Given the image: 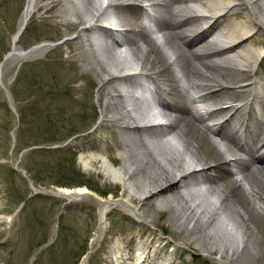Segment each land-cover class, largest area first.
I'll use <instances>...</instances> for the list:
<instances>
[{
    "label": "bare ground",
    "instance_id": "1",
    "mask_svg": "<svg viewBox=\"0 0 264 264\" xmlns=\"http://www.w3.org/2000/svg\"><path fill=\"white\" fill-rule=\"evenodd\" d=\"M39 9H54L64 31L75 26L59 50L73 52L107 97L103 150L109 179L122 187L100 201L98 227L108 208L139 216L163 210L180 244L218 252L222 264H264V0H25L9 56ZM53 192L69 198L89 190ZM140 237L128 245V262L160 264L165 244L153 249Z\"/></svg>",
    "mask_w": 264,
    "mask_h": 264
},
{
    "label": "rangeland",
    "instance_id": "2",
    "mask_svg": "<svg viewBox=\"0 0 264 264\" xmlns=\"http://www.w3.org/2000/svg\"><path fill=\"white\" fill-rule=\"evenodd\" d=\"M24 3L0 0V264H110L111 257L130 264L128 245L140 236L150 238L153 249L165 244L159 254L175 264H222L218 252L180 244L163 210L139 216L108 208L98 227L100 201L113 197L109 188L122 187L109 179V149L103 150L109 147V126L100 124L108 123L101 117L107 97L73 52L68 57L66 46L59 50L76 28L64 31L54 9L32 13L19 50L9 56ZM93 43L105 67L108 53L99 39ZM40 44L48 45L19 55ZM77 186L89 193L66 198L53 192Z\"/></svg>",
    "mask_w": 264,
    "mask_h": 264
},
{
    "label": "trees",
    "instance_id": "3",
    "mask_svg": "<svg viewBox=\"0 0 264 264\" xmlns=\"http://www.w3.org/2000/svg\"><path fill=\"white\" fill-rule=\"evenodd\" d=\"M79 184V183H78Z\"/></svg>",
    "mask_w": 264,
    "mask_h": 264
}]
</instances>
